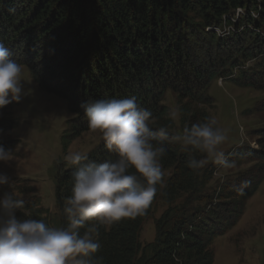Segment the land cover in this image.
I'll list each match as a JSON object with an SVG mask.
<instances>
[{
    "label": "trees",
    "instance_id": "trees-1",
    "mask_svg": "<svg viewBox=\"0 0 264 264\" xmlns=\"http://www.w3.org/2000/svg\"><path fill=\"white\" fill-rule=\"evenodd\" d=\"M225 28L228 37L216 35ZM0 42L42 92L65 101L72 118L60 139L62 154L91 131L81 108L86 101L135 96L152 112L153 127L174 133L165 96H174L180 131L207 120L208 109L215 107L210 84L239 67L237 56L258 60L261 68L240 71V85L264 90V0H0ZM260 105L264 109V101ZM10 116V104L0 108V135L13 128ZM256 145L228 154L227 159L252 166L209 194L220 165L193 170L187 161L201 153L166 144L160 160L164 183L145 214L100 227L97 255L103 264H213L214 242L236 226L264 181V128ZM0 146L6 149L1 140ZM87 154L97 163L116 158L103 141ZM74 171L65 162L51 168L55 219L29 204L17 217L66 226L63 208ZM156 200L165 209L155 221L152 242L142 246L141 227Z\"/></svg>",
    "mask_w": 264,
    "mask_h": 264
},
{
    "label": "clouds",
    "instance_id": "clouds-1",
    "mask_svg": "<svg viewBox=\"0 0 264 264\" xmlns=\"http://www.w3.org/2000/svg\"><path fill=\"white\" fill-rule=\"evenodd\" d=\"M11 56L0 42V108L19 103L27 95L25 65ZM81 108L89 128L99 130L104 147L115 153V160L97 163L82 151L63 157L75 168L71 195L63 208L66 226L19 219L16 212L24 208V199L16 192L0 196V264H103V257L97 255L100 227L145 214L158 186L164 183L160 160L166 155V144L179 143L189 152L201 153V158L193 156L187 161L193 170L209 162L235 167L220 149L227 135L217 127L215 118L171 133L166 126L153 127L152 112L140 106L135 96L86 101ZM178 115V108L169 112L171 119ZM13 159L12 151L0 146V162ZM8 182L9 177L0 173V185Z\"/></svg>",
    "mask_w": 264,
    "mask_h": 264
},
{
    "label": "rangeland",
    "instance_id": "rangeland-1",
    "mask_svg": "<svg viewBox=\"0 0 264 264\" xmlns=\"http://www.w3.org/2000/svg\"><path fill=\"white\" fill-rule=\"evenodd\" d=\"M230 30V29H229ZM228 28L215 30L216 35L228 37ZM239 67L228 76H218L208 89L214 99V106L208 109L210 118H215L217 127L223 129L227 140L220 145L227 158L238 148H256L258 130L264 128V90H256L240 85L239 72H260L258 60H247L237 56ZM25 88L27 95L19 102L10 103L14 126L0 135L6 149L11 150L14 159L0 162V173L9 177V182L0 185V196L5 192H16L24 204L47 210L51 220L56 218L54 205V180L51 168L64 162L63 157L71 151L89 153L101 141V133L88 131L73 140L65 154H62L60 139L72 115L67 111L64 100L42 92L31 79L25 68ZM164 105L170 112L176 108L174 96L168 93ZM174 133L180 132L178 117L173 119ZM235 167L220 165L209 184L210 194L223 182H231L249 169L250 162H237ZM210 163V162H209ZM165 209L161 200H156L149 217L143 222L139 241L143 246L152 242L155 221ZM213 264H264V181L255 195L246 202L239 222L213 245Z\"/></svg>",
    "mask_w": 264,
    "mask_h": 264
}]
</instances>
